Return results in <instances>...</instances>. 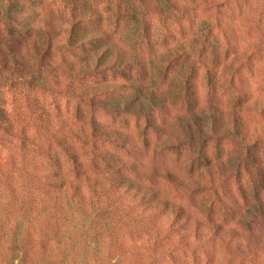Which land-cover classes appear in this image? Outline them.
<instances>
[{
	"label": "rangeland",
	"instance_id": "1",
	"mask_svg": "<svg viewBox=\"0 0 264 264\" xmlns=\"http://www.w3.org/2000/svg\"><path fill=\"white\" fill-rule=\"evenodd\" d=\"M14 3L0 0V264H264V0ZM77 10L129 68L97 71L89 43H68ZM91 89L124 102L91 105ZM148 187L180 216L143 202Z\"/></svg>",
	"mask_w": 264,
	"mask_h": 264
},
{
	"label": "trees",
	"instance_id": "2",
	"mask_svg": "<svg viewBox=\"0 0 264 264\" xmlns=\"http://www.w3.org/2000/svg\"><path fill=\"white\" fill-rule=\"evenodd\" d=\"M18 1V0H17ZM30 1V0H29ZM7 2V9H12L14 7V5L16 3L15 0H6ZM18 10H21L18 9ZM89 14L84 13V11L82 10H77V13L73 11V13L71 14V22L68 25V43H70L71 45L75 46H81V45H85L86 43H89L90 46H92L93 52L97 53V59L96 62L94 63V68L99 71V70H103V69H111V70H119V68H129L131 66V61L128 60L126 58L125 53H122L121 51L117 50L116 47L114 46V44L110 41L111 40V36L107 34L106 31L104 30H95V31H88L85 30L83 28L82 22L85 20H89ZM93 17V15H92ZM47 28V34L49 35V37L52 36V31L50 32V27L48 25H46ZM51 35V36H50ZM86 54V53H85ZM89 55H84L81 58H83L82 60H87ZM87 62V61H86ZM84 67L81 69L82 72L80 73H87L89 72V67L88 65H84ZM83 74H81L80 76H82ZM79 77V75H78ZM92 90V89H91ZM107 92V90H103V92H99V91H94V89L92 90V94L90 95V99L89 102L91 103V105H94L95 102H97L98 107H101L102 109H110V110H115L113 108H111L112 106H116L119 107L121 106V104L124 101H119L118 102H112V101H96V96H99L100 94ZM154 100V99H153ZM124 105H128V104H124ZM140 105V104H139ZM136 104H131L128 105V107L134 109L135 111L136 109ZM93 124V121H92ZM65 152L67 154V156L69 158H71L72 160H75V153L73 151V148L70 146H65L64 147ZM77 160H78V156H77ZM121 167L124 170H132L133 172L138 173L141 169L138 167L137 164H128V163H122ZM148 189V190H147ZM145 189V192L143 191L142 194V201L144 202V200H149L150 197L148 192L150 191V193H153L154 196V201L156 203V205H158V207L161 208V212H165L168 210H171V213L174 214V217H178L180 216V212H181V208L178 206H175L173 208L170 209L171 205L170 203L164 199V198H160L158 195L155 194L154 192V188H147ZM150 201V200H149ZM152 204V202H151Z\"/></svg>",
	"mask_w": 264,
	"mask_h": 264
}]
</instances>
